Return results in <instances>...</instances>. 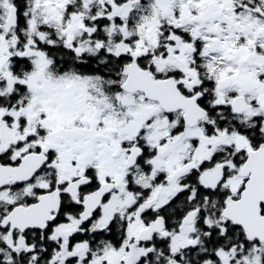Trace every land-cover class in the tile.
<instances>
[{"label":"snow or ice","instance_id":"snow-or-ice-1","mask_svg":"<svg viewBox=\"0 0 264 264\" xmlns=\"http://www.w3.org/2000/svg\"><path fill=\"white\" fill-rule=\"evenodd\" d=\"M0 264H264V0H0Z\"/></svg>","mask_w":264,"mask_h":264}]
</instances>
